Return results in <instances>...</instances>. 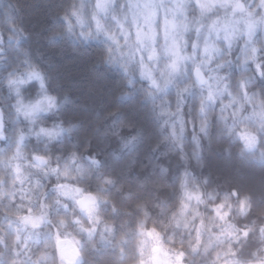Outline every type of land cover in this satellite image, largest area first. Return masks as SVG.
<instances>
[{
  "label": "clouds",
  "instance_id": "obj_1",
  "mask_svg": "<svg viewBox=\"0 0 264 264\" xmlns=\"http://www.w3.org/2000/svg\"><path fill=\"white\" fill-rule=\"evenodd\" d=\"M0 264H264V0H0Z\"/></svg>",
  "mask_w": 264,
  "mask_h": 264
}]
</instances>
